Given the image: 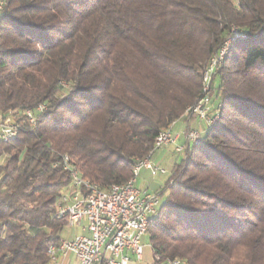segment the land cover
Segmentation results:
<instances>
[{
	"label": "trees",
	"instance_id": "1",
	"mask_svg": "<svg viewBox=\"0 0 264 264\" xmlns=\"http://www.w3.org/2000/svg\"><path fill=\"white\" fill-rule=\"evenodd\" d=\"M4 1L0 123L20 130L0 139V264L60 258L65 155L125 183L215 90L219 119L184 144L150 219L153 264H264V0Z\"/></svg>",
	"mask_w": 264,
	"mask_h": 264
},
{
	"label": "built area",
	"instance_id": "2",
	"mask_svg": "<svg viewBox=\"0 0 264 264\" xmlns=\"http://www.w3.org/2000/svg\"><path fill=\"white\" fill-rule=\"evenodd\" d=\"M4 5L5 1L0 5V18ZM218 63L219 58L216 57L214 68L205 72V88L208 90L211 74ZM206 99L190 111L196 114L198 120L209 126L217 120V112L210 114L212 106L203 104ZM44 108V105H39L37 111H43ZM25 113L31 122L35 120L32 110ZM176 124L177 121H174L169 129L161 132V144L155 146L154 150L177 143L178 135L174 132ZM189 128L185 132L187 142L200 139L202 131ZM19 130L20 125L13 120L9 112L0 123V139L9 140L11 136H17ZM184 150L185 145L176 146L177 152L183 153ZM63 168L70 173L71 189L62 196L58 213L68 219L69 226L79 227L82 232L71 239H62L58 247H52V254L58 251L73 253L78 264H129L130 254L142 259V238L146 234V222L154 217L161 204V196L159 193L138 188L137 177L143 168L149 169L153 176L165 174L166 170L153 165L151 157H148L138 163L137 177L125 182V188L117 190V193L110 194L109 197H97L95 193L86 191L83 181L78 180L74 167L63 164Z\"/></svg>",
	"mask_w": 264,
	"mask_h": 264
},
{
	"label": "rangeland",
	"instance_id": "3",
	"mask_svg": "<svg viewBox=\"0 0 264 264\" xmlns=\"http://www.w3.org/2000/svg\"><path fill=\"white\" fill-rule=\"evenodd\" d=\"M229 43L227 44L226 48L224 51H228L229 49ZM218 92L212 91L210 94L211 96V103H212V109L213 107L217 106V103L214 104ZM214 98V99H213ZM210 110V114L213 115V113L217 112L218 109L215 111V109ZM191 122L190 127L194 129H198L200 131H203L206 128V124L198 120L195 116H191ZM219 119V117H218ZM188 122L186 120H179V123L174 127V132H177L178 129L181 128V130L186 128ZM190 129V128H189ZM187 131V130H186ZM176 144H169L166 146H163L159 148L158 150L155 151L153 157L151 158V161L153 165L159 166L160 168H163L166 170L165 174L159 173L156 176H153L151 171L147 168H143L138 177H137V182L136 185L138 188L142 190H147L150 192H156L161 194V198L165 199L167 195V191L165 190V184L167 180L170 178L172 175V170L175 165V163L180 160L184 154L176 152ZM81 229L79 227H72V226H67L63 232V238L64 239H71L75 237L78 233H80ZM142 244L145 246V261L143 264H150L153 263V254H152V247H151V238L150 235L147 233L145 236L142 238ZM149 262V263H148Z\"/></svg>",
	"mask_w": 264,
	"mask_h": 264
},
{
	"label": "bare ground",
	"instance_id": "4",
	"mask_svg": "<svg viewBox=\"0 0 264 264\" xmlns=\"http://www.w3.org/2000/svg\"><path fill=\"white\" fill-rule=\"evenodd\" d=\"M3 4H4V0H0V5H3ZM1 18H0V20H1ZM219 60H220V58H219ZM215 65H216V58L213 59V61L211 63V66L209 67V69H213ZM204 82H205V77H204ZM207 90H208V88H205V91L206 92H207ZM198 104H199V102L196 103V105L193 106V107H191L189 110L194 109L196 106H198ZM218 117H219V115H218V112H217V120H218ZM217 120L214 123H216ZM211 125H213V124H211ZM11 137H14V136H11ZM198 140L199 139H192L189 143L195 144V143L198 142ZM160 144H161V133L156 138L155 146H160ZM142 161L143 160L139 161L138 163H140ZM138 163H137V166L135 167V176L134 177H137V174H138ZM63 164H65L66 166H72V167H74L75 171L77 172V178H78L79 181H83V187H86V191L87 192H93V193H95V195L97 197H109L110 194L117 193V190H122L123 188H125V183L113 184V185H111L108 188H102L97 183H94V182H92V181L84 178L82 176L79 168L77 166H75V164L73 165L70 162L69 155H65L64 156ZM159 207H158L156 213L154 214V217L157 215L158 210H159ZM149 222H150V219L146 222V234L148 233ZM176 263L185 264V262H183V261H177V260L171 262V264H176Z\"/></svg>",
	"mask_w": 264,
	"mask_h": 264
},
{
	"label": "crops",
	"instance_id": "5",
	"mask_svg": "<svg viewBox=\"0 0 264 264\" xmlns=\"http://www.w3.org/2000/svg\"><path fill=\"white\" fill-rule=\"evenodd\" d=\"M178 123H179V121L177 122V124ZM188 126L189 125H186L185 129L181 130V128H180V129L177 130V132H175V134L178 135V139H177L176 145H184L185 143H187V140L185 138V132H186ZM81 232L82 231H80V233ZM151 247H152V245H151ZM152 254H153V261L152 262L154 263V251H153V248H152ZM130 256H131V261H130L129 264H143V262L146 259L145 258V246H144V255H143L142 259H137V257L135 255H132V254H130ZM153 263H150V264H153ZM56 264H78V263H77V260L75 258V255L73 253L66 252V253H62L61 254V256L58 259V261L56 262Z\"/></svg>",
	"mask_w": 264,
	"mask_h": 264
}]
</instances>
